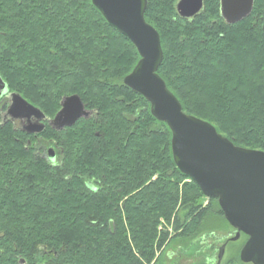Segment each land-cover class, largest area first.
Wrapping results in <instances>:
<instances>
[{"label": "trees", "instance_id": "1", "mask_svg": "<svg viewBox=\"0 0 264 264\" xmlns=\"http://www.w3.org/2000/svg\"><path fill=\"white\" fill-rule=\"evenodd\" d=\"M178 1L148 0L145 12L161 38L160 76L184 112L264 151V0L235 24L220 0L190 19ZM139 59L92 0H0L9 90L51 118L74 94L92 112L42 134L64 150L58 165L0 126V264H160L171 243L183 252L212 230L210 214L224 218L176 166L168 125L124 84ZM236 254L225 264H244Z\"/></svg>", "mask_w": 264, "mask_h": 264}, {"label": "water", "instance_id": "2", "mask_svg": "<svg viewBox=\"0 0 264 264\" xmlns=\"http://www.w3.org/2000/svg\"><path fill=\"white\" fill-rule=\"evenodd\" d=\"M107 22L129 39L140 55L136 66L124 78V84L142 95L152 115L168 125L172 132L173 159L179 170L199 186L204 196L218 200L229 225L236 233L247 236L240 251L244 264H264V151L236 146L218 133L207 121L184 112L181 102L170 91L159 74L164 53L158 31L145 19L148 0H92ZM221 15L228 24L248 17L254 0H220ZM177 12L182 18H193L204 8V0H179ZM2 89L7 85L0 76ZM11 115L32 114L45 118L19 93L11 94ZM87 110L77 94L66 96L61 109L50 121L58 131L88 118ZM44 126L31 129L40 132ZM224 246L220 249L221 264Z\"/></svg>", "mask_w": 264, "mask_h": 264}, {"label": "rangeland", "instance_id": "3", "mask_svg": "<svg viewBox=\"0 0 264 264\" xmlns=\"http://www.w3.org/2000/svg\"><path fill=\"white\" fill-rule=\"evenodd\" d=\"M204 224L205 228L212 230H209L203 237L190 241L188 243L189 246L186 243L187 245H184L186 250L183 252L182 250L181 252L177 251L175 247L176 242L171 243V247L164 252L160 264H215L217 262L219 248L225 240H228L230 236L234 235V230L221 215L216 213L210 214ZM241 242L242 239L227 243L222 255V264L227 263L230 256L234 253L238 254V247ZM238 256L240 258V253Z\"/></svg>", "mask_w": 264, "mask_h": 264}, {"label": "flooded vegetation", "instance_id": "4", "mask_svg": "<svg viewBox=\"0 0 264 264\" xmlns=\"http://www.w3.org/2000/svg\"><path fill=\"white\" fill-rule=\"evenodd\" d=\"M1 91L2 89H0V93ZM12 93L13 91H10L7 85L6 93L2 92V94L0 95V126H8L9 129H11L10 131H12V133L16 135L15 140L24 142V145L26 142L25 146L27 150L30 149V151L33 152L36 148L37 150H42L43 157H45L52 164L58 165L63 157L64 150L61 148V146H58L53 139H44L42 136V134L47 130L48 127H51L53 130L58 131L50 125V121L54 117L51 118L46 116L45 114V118H38L32 114H21L19 116L11 115L9 112V108L11 106ZM33 106L36 107L35 105ZM91 115L92 112L90 116ZM39 126H44L43 130H41L40 132H30L31 129H37ZM90 186L92 185L90 184ZM232 237L233 235L230 236L228 240H225L220 248L224 246L226 249L227 243L232 239Z\"/></svg>", "mask_w": 264, "mask_h": 264}, {"label": "snow or ice", "instance_id": "5", "mask_svg": "<svg viewBox=\"0 0 264 264\" xmlns=\"http://www.w3.org/2000/svg\"><path fill=\"white\" fill-rule=\"evenodd\" d=\"M3 85H2V83H0V87H2Z\"/></svg>", "mask_w": 264, "mask_h": 264}, {"label": "bare ground", "instance_id": "6", "mask_svg": "<svg viewBox=\"0 0 264 264\" xmlns=\"http://www.w3.org/2000/svg\"><path fill=\"white\" fill-rule=\"evenodd\" d=\"M22 262H24V261H22Z\"/></svg>", "mask_w": 264, "mask_h": 264}]
</instances>
